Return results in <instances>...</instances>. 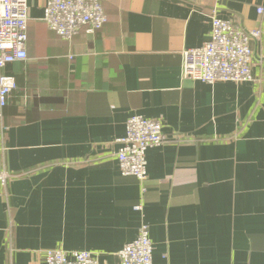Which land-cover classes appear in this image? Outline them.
<instances>
[{
    "label": "crops",
    "instance_id": "obj_1",
    "mask_svg": "<svg viewBox=\"0 0 264 264\" xmlns=\"http://www.w3.org/2000/svg\"><path fill=\"white\" fill-rule=\"evenodd\" d=\"M45 1L28 0L27 58L2 70L16 88L0 120V264L50 249L119 264L142 223L152 264H264V0H100L104 26L70 42L41 19ZM213 13L262 29L255 82L181 78ZM134 113L166 137L143 191L115 156Z\"/></svg>",
    "mask_w": 264,
    "mask_h": 264
},
{
    "label": "built area",
    "instance_id": "obj_2",
    "mask_svg": "<svg viewBox=\"0 0 264 264\" xmlns=\"http://www.w3.org/2000/svg\"><path fill=\"white\" fill-rule=\"evenodd\" d=\"M257 12L263 14L264 6H258ZM41 19L62 40L70 42L81 29L92 34L102 28L107 16L100 0H46ZM27 22L28 0H0V120L16 88L15 77L2 70L10 63L27 58ZM261 35L260 27L244 30L231 19L213 13L208 39L200 46L184 48L181 52V78L208 84L255 82L250 41ZM165 140L162 119L135 113L127 118L124 135L115 140L120 173L134 176L141 183L142 191L147 179L146 152ZM8 178L7 173L0 172L2 185ZM152 253L149 226L142 223L137 236L119 250V264H152ZM44 264L99 263L97 256L86 250L50 249L45 253Z\"/></svg>",
    "mask_w": 264,
    "mask_h": 264
}]
</instances>
